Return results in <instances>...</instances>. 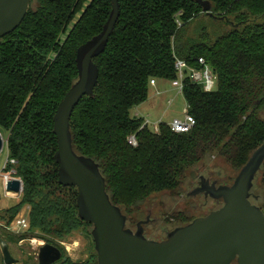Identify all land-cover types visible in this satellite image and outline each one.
Returning a JSON list of instances; mask_svg holds the SVG:
<instances>
[{
  "label": "trees",
  "instance_id": "obj_1",
  "mask_svg": "<svg viewBox=\"0 0 264 264\" xmlns=\"http://www.w3.org/2000/svg\"><path fill=\"white\" fill-rule=\"evenodd\" d=\"M205 1L210 13L195 0H120L107 47L94 58L99 78L93 95L84 96L72 113L74 149L99 164L128 227L150 198L180 192L189 171L216 158L239 171L264 142V0ZM111 11V0H32L20 26L0 38V126L9 132V156L24 182L23 199L9 209L8 222L32 203V236L45 237L35 233L39 228L66 239L80 229L77 219L83 221L54 187L63 185L53 118L78 78V47L102 31ZM200 57L217 84L205 91L185 79L183 96L196 119L192 130L176 133L166 121L159 132L143 126L145 118L132 111L149 101L151 80L172 81L177 59L197 67ZM133 134L136 147L128 142ZM257 181L259 192L251 200L264 212V162L252 191Z\"/></svg>",
  "mask_w": 264,
  "mask_h": 264
},
{
  "label": "water",
  "instance_id": "obj_2",
  "mask_svg": "<svg viewBox=\"0 0 264 264\" xmlns=\"http://www.w3.org/2000/svg\"><path fill=\"white\" fill-rule=\"evenodd\" d=\"M32 0H0V38L13 32L24 20ZM210 13L211 3L195 0ZM112 11L100 33L77 49L78 78L59 103L54 115V133L58 140L55 159L59 183L77 188L79 217L93 226L98 264H264V212L252 202V188L264 162V142L251 154L230 184L216 185L202 176L200 190L206 196L221 199L222 206L206 215L169 231L165 238L145 235L141 220L134 230L128 217L114 204L106 189L99 164L75 151L71 117L76 105L86 95H93L99 78L94 58L103 53L120 16V0H111ZM4 138L0 133V152ZM21 179L7 184V191L21 192ZM5 264L18 262L5 240L0 241ZM62 250L52 243L39 247L36 264H53ZM68 259L66 255L64 261Z\"/></svg>",
  "mask_w": 264,
  "mask_h": 264
},
{
  "label": "rangeland",
  "instance_id": "obj_3",
  "mask_svg": "<svg viewBox=\"0 0 264 264\" xmlns=\"http://www.w3.org/2000/svg\"><path fill=\"white\" fill-rule=\"evenodd\" d=\"M156 81L157 85L150 87L149 101L135 107V110L132 111V115L135 117L137 114L139 117L145 116V118L149 119L151 123L157 122L159 118L164 121H171L174 116L181 117L186 106V101L183 94L178 92L176 87L172 86L170 80L156 79ZM0 133L2 134L4 140H7L9 132L0 126ZM8 157L9 152L7 144H4V149L0 152V171H3L4 173L7 172L5 170V164L8 160ZM12 166L16 168L17 162ZM196 170H191L188 172V177L184 184H182L180 192L174 194L165 192L160 195H155L146 201L142 205V212L140 216L136 218L135 224L131 225V228L136 229V223L141 219L146 220V216L150 215L152 221L144 227L145 234L149 238L161 240L165 238L167 233L173 228L186 224L189 220L205 215L212 209L219 207L221 205L220 202H215L211 198H207L202 194L189 196L188 193H190L192 190L191 187L189 188V184L195 182L193 183V186H195L198 182V175L200 173H204L206 175L212 173V176L217 179L218 184H230L233 182L238 170L233 169L220 158H216L209 167L205 166ZM189 178L191 179L190 181L188 180ZM54 187L57 188L58 191L62 192L63 195L66 194L68 197H65V207H68L69 209L73 208L74 210L78 211L75 205L77 200V188L63 187L58 186L57 184H54ZM258 187L259 182L257 181L256 188H254L252 194L255 195L259 192ZM44 190L45 192L47 191V189ZM22 199V194L16 197L15 194H11V196L6 197L4 186L0 182V240L5 239L8 242L12 255L18 259V262L14 264H36L38 262L37 257L39 247L44 242H46V240L57 242L58 245L62 247L66 253L70 254L75 261L78 262L83 260L81 264H98L97 252L95 250L94 242L91 236L92 225L84 221H78L77 219L80 229L73 231L66 237V239L58 237L56 233H53L52 235L45 233L43 234L39 228H35V233L41 234V236L45 237H35L32 236V233H30V214L33 205L30 202H26L17 212L13 220H11L9 223L8 220L10 219L11 214L9 209L20 203ZM38 200L41 199L36 197V201ZM70 200H73V203H71ZM41 201H43V199ZM181 213L184 217H188L189 220H182V217L179 219L176 218ZM48 214L47 215L49 216L50 223L51 215L53 213L49 212ZM23 216L26 218L29 217L28 226L18 220L19 217L21 218ZM5 225H10L11 228L13 227V231L9 230L8 232L5 228ZM8 233L16 235L25 234L26 238L19 240V238L16 239L11 237V235H8ZM90 249H93L94 253L90 258H88L90 255ZM0 253L3 256L1 245ZM0 264L5 263L2 260ZM56 264H60V262Z\"/></svg>",
  "mask_w": 264,
  "mask_h": 264
},
{
  "label": "built area",
  "instance_id": "obj_4",
  "mask_svg": "<svg viewBox=\"0 0 264 264\" xmlns=\"http://www.w3.org/2000/svg\"><path fill=\"white\" fill-rule=\"evenodd\" d=\"M198 66H190L189 63L185 60L182 59H177L175 62V70H176V75L177 77L171 81L172 86L176 87L178 92L183 94V88L185 85V79L189 78L192 83L202 85L205 91H212L215 89L216 84H217V76L214 74L211 66L206 62V60L203 57H200L198 59ZM157 81L155 79L151 80V85L154 86L156 85ZM139 117V115H136ZM164 120H160L158 122H150L149 119L145 118V122L143 126L149 125L154 132H159L160 131V123ZM170 128L176 132V133H187L192 130V128L196 124V119L193 115L189 113L187 105L185 106L183 110V115L181 117H174L172 118L171 121H166ZM128 142L130 145L133 147L138 146V140L135 134L130 135L128 137ZM4 144H7V140H4ZM4 149V145H3ZM2 149V150H3ZM16 159L11 158L10 156L8 157V160L5 164V170L9 165H14L16 163ZM7 171V170H6ZM0 182L4 186L5 189V196L9 197V191H7V184L10 180L14 178L21 179V192L16 193V196H19L20 194L23 193L24 190V182L22 178L16 176V169L13 168L10 171L3 172L0 171ZM18 220L21 223H24L26 226L29 225V217L26 218L25 216L19 217ZM14 223V222H13Z\"/></svg>",
  "mask_w": 264,
  "mask_h": 264
},
{
  "label": "flooded vegetation",
  "instance_id": "obj_5",
  "mask_svg": "<svg viewBox=\"0 0 264 264\" xmlns=\"http://www.w3.org/2000/svg\"><path fill=\"white\" fill-rule=\"evenodd\" d=\"M199 176V179H198V182H197V184L195 185V186H193V183H195V182H193V183H190L189 184V188L191 187V191H190V193H188L189 194V196H194L195 194H202V195H204L205 197H207V198H211L210 196H206V190H204V191H202V190H200V186H201V181H202V176H205V178L207 179V180H209V182L210 183H213V182H216V184H217V186L218 185H224V183H217V179H215L213 176H212V173L211 174H209V175H206V174H199L198 175ZM212 200H214L215 202H220L221 203V205L219 206V207H217V208H214V209H212L211 211H213V210H215V209H218V208H220L221 206H222V200L221 199H213V198H211ZM211 211H209V212H211ZM208 212V213H209ZM207 213V214H208ZM206 215V214H205ZM203 216V215H202ZM147 217H149V219H148V222L146 223V224H144L143 226L145 227V226H147V224H149L151 221H152V219L150 218V215H147L146 216V218L145 219H147ZM196 218V217H195ZM142 220V219H141ZM140 220V221H141ZM193 220V219H192ZM84 221V220H83ZM190 222V221H189ZM138 223V222H137ZM137 223H136V227H137ZM188 223V222H187ZM2 226H4V225H2ZM5 228L7 229V231L9 232V230H11V231H13L12 230V228H11V226L10 225H8V226H6L5 225ZM92 228H93V226H92ZM131 228V227H130ZM133 229V228H132ZM137 229V228H136ZM136 229H134V230H136ZM145 229V228H144ZM91 231H92V229H91ZM15 232V231H14ZM145 232V231H144ZM16 233V232H15ZM83 234V233H82ZM85 234V233H84ZM146 235V234H145ZM92 236V235H91ZM36 237V236H35ZM148 237V236H147ZM149 238V237H148ZM92 239H93V237H92ZM151 239H153V238H151ZM1 240H5V239H1ZM0 240V241H1ZM93 242H94V240H93ZM8 243V242H7ZM44 243H51V242H48L47 240H46V242H44ZM43 243V244H44ZM42 244V245H43ZM53 244H55V243H53ZM0 245H1V243H0ZM56 246H58L61 250H62V257H61V259L59 260V261H57V262H55V263H53V264H56V263H59V262H61V261H64L63 259H64V257L67 255L68 256V259L66 260V261H68V260H70V261H73V262H75V263H81L83 260H80V261H75L73 258H72V256L70 255V254H68V253H66L65 251H64V249L62 248V247H60L59 245H57V244H55ZM94 246H95V243H94ZM1 248H2V246H1ZM10 248V247H9ZM89 252H90V255H89V257L88 258H90L91 256H92V254L94 253V250L93 249H90L89 250ZM3 253V252H2ZM97 259H98V256H97ZM3 261H4V256H3ZM86 261V260H85ZM5 263V262H4ZM230 264H238V261L237 260H233Z\"/></svg>",
  "mask_w": 264,
  "mask_h": 264
},
{
  "label": "crops",
  "instance_id": "obj_6",
  "mask_svg": "<svg viewBox=\"0 0 264 264\" xmlns=\"http://www.w3.org/2000/svg\"><path fill=\"white\" fill-rule=\"evenodd\" d=\"M156 85H157V83H156ZM156 85H154V86H156ZM138 113H139V112H138ZM139 114H140V113H139ZM174 117H178V116H174ZM174 117H173V118H174ZM144 118H145V116H144ZM160 120H162V119L159 118V119L157 120V122L160 121Z\"/></svg>",
  "mask_w": 264,
  "mask_h": 264
},
{
  "label": "bare ground",
  "instance_id": "obj_7",
  "mask_svg": "<svg viewBox=\"0 0 264 264\" xmlns=\"http://www.w3.org/2000/svg\"><path fill=\"white\" fill-rule=\"evenodd\" d=\"M11 194H15L16 195V192L9 191V195H11Z\"/></svg>",
  "mask_w": 264,
  "mask_h": 264
}]
</instances>
